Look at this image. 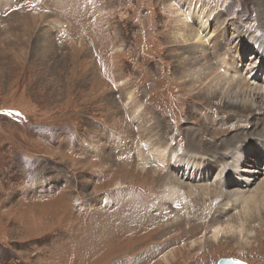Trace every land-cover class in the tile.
I'll use <instances>...</instances> for the list:
<instances>
[{
  "label": "rangeland",
  "instance_id": "374dc122",
  "mask_svg": "<svg viewBox=\"0 0 264 264\" xmlns=\"http://www.w3.org/2000/svg\"><path fill=\"white\" fill-rule=\"evenodd\" d=\"M200 1L223 14L226 23L236 21L264 34V0ZM168 2L0 0V264H118L116 260L127 254L141 255L150 242L178 249L185 241L188 251L172 264H218L222 257L264 264V228L257 233L262 240H255L257 243L245 252L234 243L208 247V240L191 247L190 240L202 236L198 226L188 236L187 221L173 228L168 224L172 217L152 218L164 204L165 188L155 177L152 180L149 170L150 175L137 171L142 178L136 180H142L141 192L151 202L156 200L154 211L143 210L148 217L145 228L138 227L127 241L128 234L119 232L115 239L103 234L105 227L114 226L105 215L104 203L121 204L126 213L135 215V221L144 209L133 197L137 193L130 187L136 178H126L128 169L103 170L112 162H122L127 148L140 142L136 113L157 123L162 118L158 128L164 135L171 136L178 129L176 135L183 139L181 147L185 148L187 132L200 130V115L208 109L197 103L201 97L190 101L193 92H188L187 85L181 86L172 73L176 70L172 53L183 45L173 38L175 27ZM231 32L227 39L232 43ZM231 43L226 42V50H233ZM256 50L247 43L246 57ZM130 81L139 85L129 86ZM147 84L150 90L144 97ZM130 94L142 99L144 106H133ZM147 104L150 110L145 108ZM221 111L220 107L213 115H226L231 128H221L225 121L216 122L222 133L218 136L249 128ZM212 135L207 132V137ZM98 159H104L103 163ZM129 177L134 178L132 174ZM104 178L107 184L100 185ZM119 180L125 182L115 185ZM201 211V205H195L196 225ZM98 213L105 219L99 220ZM209 224L205 222L203 234L211 230ZM159 234L163 238L156 236ZM146 253L144 250L140 257L144 264H157L168 254L164 251L157 256L152 251L146 260Z\"/></svg>",
  "mask_w": 264,
  "mask_h": 264
},
{
  "label": "bare ground",
  "instance_id": "6f19581e",
  "mask_svg": "<svg viewBox=\"0 0 264 264\" xmlns=\"http://www.w3.org/2000/svg\"><path fill=\"white\" fill-rule=\"evenodd\" d=\"M167 8L172 17L173 27H175L173 38L184 46L178 47L172 53L176 62V70L172 73L181 80V86L187 85L188 92H193L191 97L195 98L189 96L190 101L201 97L206 100V103L202 102V99L201 101L197 100V103L206 105L208 109L200 115L202 120L199 121L200 130L198 127L189 129L187 132L188 139L185 148L181 147L183 139L176 135L178 129H175L171 136L164 135L158 128L162 123V118L157 123L151 117L136 113L139 129V131L137 129V134H139L140 142L134 144L133 148H127L126 154H124L126 158L122 162H112L103 170L112 172L117 167H123L125 170L128 169L127 179L134 180L136 178L132 181L133 185L130 188L131 191L137 193L133 196L134 199L138 201L141 208H144L136 218V221L141 220L143 224L137 223L132 218L135 215L126 213L121 204L113 206L110 203H104L106 209H100L105 211V215L108 214V221L112 222L114 226L105 227L103 234L113 239L119 237V232L128 234L127 241L135 234L138 227L145 228L144 224H147L145 219L148 217L143 210L154 211L156 200L151 202V198L141 192L142 180H136L142 176L137 174V171L145 175H150L153 172L152 180L158 179L159 184L163 185L165 190L162 193L164 204L158 203L161 208L152 214V218L172 217L168 224L173 228L183 221H187L190 225L188 236L190 233L194 234L195 228L198 226L202 236L191 239V247H195L198 242L203 243V240H208V247L214 246V243L219 246L223 244L226 247L234 243L236 246L244 248L246 252L256 242L255 240L258 238L260 241L262 240L260 234L257 233L264 228V64H259L264 60V34L260 35L256 31H251L250 28L248 29L236 21L226 23L227 20L223 14H218L215 9L200 0H169ZM255 16L258 18L257 14ZM231 29L232 43L230 39H227ZM227 41L233 45L232 51L226 50ZM247 43L257 47V50L249 58L246 57L244 51ZM165 74L167 75V72ZM127 84L134 87L138 82L130 81ZM155 86L157 88V85ZM149 90L147 84L146 89L143 90L144 97ZM156 95L158 94L156 93ZM171 95L173 96V94ZM129 99L133 106H138V108L144 106V102L140 101L142 99H137L135 94H130ZM166 99L162 100L166 101ZM214 102H217V105ZM218 105H221L222 109L220 114L230 113L233 120L244 122L245 125H249L246 126L249 127L248 129L253 127L251 132H248V129H242L243 131L239 130L240 132L230 136L226 134L227 132L218 136L220 130L214 124L226 120V115L223 118H216L213 115L218 109L220 110ZM145 108L151 109L149 104ZM242 110L244 112H241ZM254 115H258L256 121L252 120ZM174 120L173 124L176 125L177 121L174 122ZM225 123V127L221 126V128H231L228 122L225 121ZM230 130L232 131V129ZM209 131L213 134L212 137H207ZM255 131L257 132L254 133ZM204 138L207 140L206 144L203 143ZM102 160L104 159H98V162ZM102 163L101 165H103ZM133 170L136 173H133ZM129 174H132L134 178H130ZM102 180L105 181L100 185L107 184V178L100 179L99 182ZM123 182L125 181L119 180L114 184L119 185ZM148 182L149 180L146 183ZM108 193L103 194L107 196ZM153 193L157 197L158 193ZM198 204L201 205L202 211L200 222L197 223L199 225H196L193 222V211L195 205ZM166 206L167 208H165ZM164 208L168 209L167 215L163 213ZM105 215L101 218L98 213L97 217L101 220L105 219ZM205 222H209L212 227L211 232L203 234L202 229L205 227ZM132 230L133 233H131ZM156 236L163 238L162 234ZM185 236L187 235L185 234ZM97 238L101 237L97 236ZM75 240L77 241V239ZM152 245L153 248H150ZM164 245L150 242L143 248L141 255L134 257L124 254L125 258L122 260V256L115 263L144 264L145 262L141 261L143 258L140 257L146 250L147 256L144 259L152 251L157 256L167 251L168 254H163L157 264H172L173 261H178V256L183 255L184 250L189 249L187 241L184 242V246L178 249L175 247L170 249ZM140 248L142 245L138 246V249Z\"/></svg>",
  "mask_w": 264,
  "mask_h": 264
},
{
  "label": "water",
  "instance_id": "95a60500",
  "mask_svg": "<svg viewBox=\"0 0 264 264\" xmlns=\"http://www.w3.org/2000/svg\"><path fill=\"white\" fill-rule=\"evenodd\" d=\"M218 264H248L246 261L236 259L233 257H222L219 259Z\"/></svg>",
  "mask_w": 264,
  "mask_h": 264
}]
</instances>
